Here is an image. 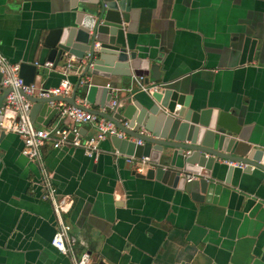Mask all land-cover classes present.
Here are the masks:
<instances>
[{"label": "crops", "instance_id": "crops-1", "mask_svg": "<svg viewBox=\"0 0 264 264\" xmlns=\"http://www.w3.org/2000/svg\"><path fill=\"white\" fill-rule=\"evenodd\" d=\"M130 2L139 11L135 31L125 25L130 46L164 62L165 81L193 101L234 113L238 140L264 150V0ZM73 11V0H0L1 52L13 64L50 62L45 40ZM38 70L36 86L60 85L61 73ZM88 80L118 86L122 78ZM82 93L75 101L85 105ZM52 118L45 104L36 124ZM23 145L17 135H0V264H72L51 245L56 217L42 198L41 169L22 155ZM101 149L96 159L81 149H44L59 194L72 200L64 218L78 239L76 251L90 254L91 264H250L262 253L261 172H235L229 182L224 172L201 202L186 190L134 175L137 167L110 141Z\"/></svg>", "mask_w": 264, "mask_h": 264}, {"label": "water", "instance_id": "water-1", "mask_svg": "<svg viewBox=\"0 0 264 264\" xmlns=\"http://www.w3.org/2000/svg\"><path fill=\"white\" fill-rule=\"evenodd\" d=\"M73 10L66 25L51 30L45 40L49 48L48 59L55 65L53 72L61 73L57 69L69 59L74 58L79 63L77 73L68 74L74 85L73 96L40 99L36 97L37 92L30 98L33 122L43 106L53 101H65L105 117L126 137L111 136L101 143L100 149L104 142L110 141L119 155L139 161L130 165L147 169L146 174L134 170V175L156 178L186 190L193 199L201 202L213 179L224 172L227 173V182L235 172L248 175L259 171L264 175V150L251 149L238 140L242 134L241 126L234 113L193 101L177 84L165 81L164 68L161 70L164 62L130 46L125 25H129L128 33L134 32L139 14L130 0H73ZM87 55L90 57L83 63ZM20 74L30 85L35 83L39 70L34 64L22 63ZM71 75L78 78L76 85L70 79ZM96 76L107 80L121 76L122 80L118 86L88 80V84L80 88L82 78ZM123 86L130 89L121 96L118 92ZM36 87L38 91L41 89ZM153 87L156 90L150 91ZM112 89L117 93L112 94ZM80 90L85 96V105L89 107L76 103ZM9 92V89L3 90L0 106ZM97 94L101 95L98 101ZM113 97L118 98L115 106L111 104ZM94 105L97 109L93 108ZM163 122L166 127L161 132ZM142 129L145 134H141ZM144 158L148 161L144 162ZM238 164L244 167L235 166ZM188 175L198 179L188 181ZM250 264H264V249Z\"/></svg>", "mask_w": 264, "mask_h": 264}, {"label": "built area", "instance_id": "built-area-1", "mask_svg": "<svg viewBox=\"0 0 264 264\" xmlns=\"http://www.w3.org/2000/svg\"><path fill=\"white\" fill-rule=\"evenodd\" d=\"M89 57L87 55L83 63ZM34 65L38 69L49 71L54 70L55 66L53 62H35ZM79 67L76 59H69L63 67L57 69L65 76L60 85L38 91L34 84L27 85L21 77V64L11 63L0 50V97L3 95L4 89L10 90L0 106V135L15 134L19 136L24 144L22 155L41 169L42 198L50 202L56 217L57 229L51 242L53 248L69 257L72 264H91V258L87 252L79 254L76 251L77 238L72 232V226L64 218V214L72 205V200L59 194L53 181V173L49 172L44 165V149L47 146H51L54 150L79 148L83 149L89 158L96 159L101 152L100 145L103 141L111 136L125 138L126 135L111 120L65 101L48 103V107L56 112L54 118L38 127L32 120L33 102L30 100L31 97L36 96L37 92L36 97L40 99L71 98L74 85L68 79V74L77 73ZM79 84L80 87L86 86L88 79L82 78ZM153 90H156V87L150 89V91ZM116 93L117 91L112 89V94ZM117 103L118 98L113 97L112 106ZM87 128L89 129L87 130ZM145 133L146 131L142 129L141 134ZM138 143L141 144L140 141ZM143 161L146 162L148 159L144 158ZM128 162L133 164L139 161L135 158H128ZM236 166L244 167L242 164ZM136 167L137 172L142 173V166ZM187 179L191 181L198 177L188 175Z\"/></svg>", "mask_w": 264, "mask_h": 264}, {"label": "flooded vegetation", "instance_id": "flooded-vegetation-1", "mask_svg": "<svg viewBox=\"0 0 264 264\" xmlns=\"http://www.w3.org/2000/svg\"><path fill=\"white\" fill-rule=\"evenodd\" d=\"M72 232H73V228H72ZM77 238V237H76ZM77 244H78V239H77ZM90 255V254H89ZM90 258H91V256H90Z\"/></svg>", "mask_w": 264, "mask_h": 264}]
</instances>
